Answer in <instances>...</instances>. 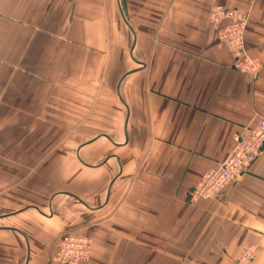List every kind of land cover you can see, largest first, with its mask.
I'll return each mask as SVG.
<instances>
[{
    "label": "crops",
    "instance_id": "crops-1",
    "mask_svg": "<svg viewBox=\"0 0 264 264\" xmlns=\"http://www.w3.org/2000/svg\"><path fill=\"white\" fill-rule=\"evenodd\" d=\"M248 13L255 73L214 5ZM264 117V0H0V264H264V147L225 193L189 200Z\"/></svg>",
    "mask_w": 264,
    "mask_h": 264
},
{
    "label": "built area",
    "instance_id": "built-area-1",
    "mask_svg": "<svg viewBox=\"0 0 264 264\" xmlns=\"http://www.w3.org/2000/svg\"><path fill=\"white\" fill-rule=\"evenodd\" d=\"M209 16L216 27L219 44L232 52L234 68L244 73L257 72L260 63L248 53L245 46L244 32L250 20L248 13L219 4L211 7ZM234 142V147L227 157L207 169L190 189V201L223 195L236 176L253 163L264 147V117L253 126L236 133ZM92 248L93 240L90 236L65 231L56 243L52 261L55 264H80L90 259ZM256 253V246L250 244L244 247L233 264H252Z\"/></svg>",
    "mask_w": 264,
    "mask_h": 264
},
{
    "label": "rangeland",
    "instance_id": "rangeland-1",
    "mask_svg": "<svg viewBox=\"0 0 264 264\" xmlns=\"http://www.w3.org/2000/svg\"><path fill=\"white\" fill-rule=\"evenodd\" d=\"M250 21V20H249ZM249 23V22H248ZM248 25V24H247ZM247 27V26H246ZM244 34H245V32H244ZM245 37V36H244Z\"/></svg>",
    "mask_w": 264,
    "mask_h": 264
}]
</instances>
